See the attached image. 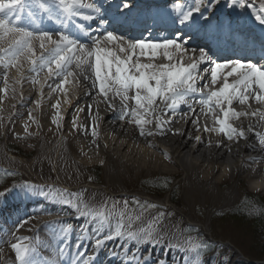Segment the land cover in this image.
I'll return each instance as SVG.
<instances>
[{"label": "snow or ice", "instance_id": "6c2138e0", "mask_svg": "<svg viewBox=\"0 0 264 264\" xmlns=\"http://www.w3.org/2000/svg\"><path fill=\"white\" fill-rule=\"evenodd\" d=\"M221 4L240 11L253 8V0H193L191 5L174 2L173 10L178 12V18L174 22L185 28L197 25L199 20H204L207 24L210 21L208 13ZM131 7L130 0H120L117 10L123 13L124 10L130 11ZM202 7L204 11H201ZM105 13L106 9L98 0H0V65L5 69L3 80L5 94L8 92L7 72L12 68L19 72L23 57L28 60L31 65L30 71L37 77L46 70L49 77L59 79L53 91L66 92L64 86L71 82L69 78L76 82L90 81L91 87L96 89V94L105 103L106 108L117 113L119 121L125 122L122 125L125 131L128 130L126 126H131V130L138 137L147 139L166 136L168 133L186 135L180 129L170 127L172 116L168 114L175 115L182 106H187L189 112L194 113L196 109L190 101L198 97L196 102L201 106L200 111L205 116L211 115L214 125H217L211 128L205 125L204 131L218 136L223 135L229 142L226 144L223 140H217L214 145L216 148L224 147L231 152L232 144L238 145L244 140L250 151L264 153V111L258 108L251 112H238L233 107L234 102L251 107L250 100L264 105V66L242 60L219 62L213 59L206 48H200L198 58L193 59L187 54L189 52L194 54L197 49L186 47L187 40L183 39L185 35L183 31L177 32L171 38L164 37L159 40L129 39L123 35L117 36L107 29H104L101 35L95 36L85 23H75L79 18L89 23L99 20L101 25L106 24L108 21ZM23 15H27L33 23L37 19L47 18L55 21L60 27L55 31L25 27L22 23ZM255 18L264 25V0H261ZM69 25L76 29L75 33L68 27ZM34 40L40 42L39 46L43 50L39 56H36L33 47ZM105 42L115 47H107ZM49 44L52 45L51 48L48 47ZM160 56L166 59L167 63L142 62V58L154 61ZM186 57L192 61L187 65L184 63ZM202 64L208 68L211 84L215 85L221 78L223 79L219 88L208 93L202 92V88L207 87V84L198 86V81L205 79L199 74L205 71L201 68ZM224 69L230 70L225 73ZM233 76H237L238 79L230 83L229 77ZM32 83H39V80L34 79ZM117 99L120 101L119 108L116 105ZM59 106V101L53 105L57 109L53 117V123L57 128L60 127ZM86 107L90 123L87 126L82 125L78 122V117H74L72 126L77 131H83L85 135L90 133L91 145L95 146L94 149L90 146V151L98 155L102 118L98 104L93 102ZM76 111L83 112L85 108L77 107ZM29 117L34 119L31 113ZM241 117L253 119L256 123H249L247 127L234 126L231 123L233 120H240ZM192 123L198 125L199 116L195 117ZM27 127L26 124V131ZM257 128L261 130L257 131ZM249 133L253 134L252 142H249ZM192 138L197 144L213 147L211 139L204 141L200 135ZM155 146L151 143L146 144V147ZM164 155L171 159L167 151ZM249 160L252 163L258 162L257 157L250 156ZM100 163L103 164L104 161L101 160ZM164 184H167L166 180ZM20 187L27 194L39 192L72 207L77 214L76 218L83 219L88 225L87 228L80 226L83 237L81 243L91 240L94 244V253L97 249L106 247L109 241L123 240L125 244L131 241L135 251L127 249L126 259L122 264H167L164 259L153 262V254L149 251V248L161 246L183 253L182 264H203L208 253L218 257L220 255V245L216 242L200 236L193 239L175 225L174 232L166 231L164 221L168 214L164 211H157L145 222V214L159 208L155 203L136 199L133 208V202L128 200H105L100 202L98 207H94L85 196L86 190L70 193L67 189H54L44 193L43 189H38L32 184L25 183ZM8 191L10 189L0 191V197H5ZM27 222L21 221L20 226ZM51 223L63 224L62 238L65 247H68L67 235L74 231L73 226L62 221ZM24 239L29 242L24 243L17 238V242L10 245L15 252L17 264H37L34 259L36 248L31 243L32 238ZM63 252L64 248H59L58 256ZM94 260V255L85 257L84 252L78 251L70 264H94ZM52 264H59V261Z\"/></svg>", "mask_w": 264, "mask_h": 264}, {"label": "rangeland", "instance_id": "374dc122", "mask_svg": "<svg viewBox=\"0 0 264 264\" xmlns=\"http://www.w3.org/2000/svg\"><path fill=\"white\" fill-rule=\"evenodd\" d=\"M254 1L257 2L261 0ZM147 60L148 59H145L144 63H148L149 60ZM161 61H163L162 64L165 63V60L160 59L159 62L161 63ZM69 80L71 83L76 84V81H72V78H69ZM19 90H22L21 87ZM249 104L252 106L250 101ZM29 105L31 108L36 107L35 104L32 103ZM258 130L259 129H257V131ZM67 134L68 132L63 133V131H61L59 136H57V142L55 141L49 144V148L56 146L54 154H50V152H48L46 158H49L45 159L41 157L40 160L37 159L36 161L38 164H32L30 161H33V159L36 160L37 158V142L32 143V141H34L32 139L26 140L17 138L12 134H10V138H8L6 136L5 128L1 125L0 148L4 149L5 152H3L8 159L0 163V191L11 188L17 179H22L20 185H24L25 183L31 184V180L37 179L57 185L54 186L55 188H48L47 191H49V189H67L70 193H76L81 190H86L85 196L89 199L90 205L94 207H98L99 203L105 200H128L133 202V208H135L134 200L136 199H139L141 202L147 201L149 203H155L159 205V208L146 213L144 217L145 222L149 220L151 216L155 215L157 211H164L168 214L167 219L164 221L166 231L171 230L174 232L175 228L173 226L175 225L180 229H183L185 231V235H190L193 239L200 236L219 244L220 255L219 257L215 256V259L221 258L222 256L225 257L226 254H229L233 256V259H239L238 261L241 260L243 263L249 264L250 259L264 258V236L259 234V225H257L256 222V217H261V208L255 205V208L253 207L252 210H249L247 205H245L247 195L250 200H258L259 198L264 199V187L262 186L263 188L261 190L258 188L255 189V187L251 186L252 179L242 175V177H228L229 179L226 178L224 183L220 185L215 181L206 183L204 179L200 178V173L196 168L193 167V169H188L183 166L182 169L185 170H183V173L159 170L154 171L153 173L136 174L137 176L135 175L132 179L125 173L127 172L125 159L136 162L139 157L135 156L134 153L128 150V148L123 149L125 145L124 143L118 142L116 139H112L109 143L114 142V144L110 145L109 143L106 144V140L102 138L104 148L107 151V153H105V157L101 159L104 161L103 164L100 163L101 160H93L91 156L87 157V155H84L82 150V152L79 151L81 148L77 143V150L72 151L70 149L69 151H71V155H65L62 158L61 155L65 154L62 153L61 150L64 145L62 139ZM73 134H75L73 141L76 142L75 140L79 138L78 133ZM101 135H103L102 137H106L107 132H103ZM196 135L197 134L195 133V136ZM221 137L223 140H226L223 135H221ZM28 143L32 144L29 145ZM105 145L107 146L105 147ZM132 146L136 149L139 148L138 142L136 141H132ZM161 147L162 149L164 148L163 150L168 149V146L165 144H162ZM12 149L17 150L18 153L16 154L11 152L10 150ZM146 149L150 152L158 153V151H155L152 147H146ZM49 154L50 156H48ZM0 155L4 158L3 154ZM10 157L14 159H11ZM89 157H91V159H89ZM86 158H88V160ZM13 160H15L16 163L13 162ZM192 160L193 161L191 162H193V164L199 162L203 164V167L212 166V164H214L211 161H204L202 163V158L199 157H193ZM8 161H12L13 163L10 164ZM241 161L236 164H239ZM17 162L22 165L18 166ZM175 165L176 168L181 167L177 162H175ZM216 166L217 169L221 168L216 171L217 175L221 174V170H224L228 174L232 173L230 166L223 161L217 162ZM69 174L72 175L70 176ZM63 177L65 180L61 179ZM70 177H72V179ZM90 177L91 179H89ZM98 179L99 182H97ZM127 180L129 181V186H126L125 184ZM165 180L167 183L169 181H173L174 183L173 186L170 187V190L173 188L171 194L168 191L164 192L167 187V184H164ZM64 181H66L67 184ZM58 186H63V188ZM227 191L228 193H226ZM169 194L174 201H171ZM229 194L231 197L227 198V195ZM84 223L85 221L82 220L76 222V225L80 228V226ZM32 224L33 222L28 224L30 227L21 229L20 232L17 231L11 236H8L7 242L9 243L4 246L5 248L9 244L7 247L8 249L1 250L0 264H17L15 260V252L10 246L12 243L17 242V238H20L22 241L24 237L26 238L28 236L27 238H32L31 243L36 249L41 246L42 240L46 239L44 231L42 232ZM24 240V243L29 242L28 240ZM121 242H123V246L126 248H130V246H132L131 241H129L126 245L124 241L121 240ZM157 248L160 251L164 250L162 252L163 254L168 251L178 253L175 249L168 250L163 246ZM47 256L48 259L51 260L49 257L50 254ZM212 256V253H208L203 261H207V259ZM38 258L39 256H37V259ZM42 258L44 259V257ZM48 259H45L44 262H48ZM235 263L236 260L233 264Z\"/></svg>", "mask_w": 264, "mask_h": 264}, {"label": "bare ground", "instance_id": "6f19581e", "mask_svg": "<svg viewBox=\"0 0 264 264\" xmlns=\"http://www.w3.org/2000/svg\"><path fill=\"white\" fill-rule=\"evenodd\" d=\"M99 1H103V0H98V2ZM163 2H164L163 4H165L164 6H167V4L169 3V0H163ZM119 3H120V0H117V4ZM172 11L175 12L174 10ZM107 15L108 13H105V17ZM96 21L91 22V23L82 21V23H85V25L91 30L92 34L101 35L104 29L108 30V26L97 24ZM22 23H23V26L25 27H29L33 29L40 28L43 30H48L44 27L45 19L43 20L37 19L33 23L28 19L27 15H23ZM118 36H121V35H118ZM185 38L186 37H183V39ZM39 44L40 42L38 40L33 41V47L35 49L36 56H39L41 52L43 51L40 48ZM105 46L115 47L114 45L109 44L107 42H105ZM48 47L51 48L52 45L49 44ZM186 47L189 49H197L196 45H194L191 42H187ZM187 55L192 56L193 59H196L199 56L197 51L194 54L189 52ZM145 59L146 58H142V62H144ZM160 59L165 60L164 62L167 63V60L164 59L162 56L157 57L154 61H148V60L147 61L148 63L154 62L157 64H162L163 61H161L160 63L159 62ZM191 62L192 61L187 59V57L184 60L185 65ZM21 65H22V68L19 72L17 71L16 68H12L10 71L7 72L8 92L6 94L3 91V89L5 88V84L3 83L4 76H5V69L3 68L2 65H0V121H1L0 124L5 128L6 136L8 138H10V134H12L15 137H19L22 139H26V140L32 139L34 140L32 141V143L37 142L38 144L37 156L35 155L37 158L36 160L33 159V161H30L32 162V164H35V163L38 164V162L36 161L37 159L40 160L41 157L45 159L49 158V157L46 158L48 152H50V154L55 153L54 149H56V146H54L53 148L52 147L49 148V144L55 141L57 142L58 140L57 136H59V133L63 131V133L68 132V134L65 135L64 138L62 139L64 142V145L61 150H62V153H65L61 155L62 158L65 155L67 156L71 155V151H69L70 149L72 151L77 150L78 147L76 145L78 144L81 148L79 149V151L82 150L83 153H87V157L91 156L93 160L98 161V160L103 159L105 157V153H107V151L104 148V145H103L104 142L102 138L106 140V144L109 143V141H111L112 139H116V141L124 143L125 145L123 149L128 148V150L134 153L135 156L139 157L136 162H132L130 160L125 159L126 165L125 164L124 165L126 166V170L128 172V173L127 172L125 173L128 174V177L132 179L136 174L139 175L140 173H153L154 171H159V170H167V171H171L175 173H183V170H184L182 169V166H183L188 169H193V167L196 168L197 171L200 173V178L204 179L206 183L215 181V182H218V184L220 185L224 183L225 179L228 177L235 178V177H242V175H244V176H247V178L252 179L251 186L255 187V189L258 188L259 190H261L264 187V158H262L264 157V153H261L259 151H250L249 148L245 146L246 142L244 140H241L238 145L232 144L231 152H228L224 147H221L219 149L216 148L214 146L216 141L223 140V138L221 137V135L218 136L215 133H208L204 131L205 125H207L210 128L214 127L215 125H214V121L211 115L205 116L200 111L201 106L198 102H196L197 101L196 97L192 98V100L190 101L193 104V107L196 109L194 113L189 112L187 106H182L181 110H178L175 113V115H173L172 113L168 114L172 116V124L170 125V127L172 129L178 128L181 131L185 132L186 135L181 136V135H172L171 133H168L166 136H155V137H148L147 139H145L143 137H138V135L134 131L131 130V126H126L128 130L125 131V128L122 127V125H124L125 122L119 121L117 119V113L109 111L106 108L105 103L96 94V89L91 87L90 81L80 80L79 82H76V84L70 82L69 84L64 86L66 89V92L53 91V88L55 87V84L59 82V79H54L52 77H49L46 70L44 72H41L39 77H37L34 72L30 71L31 65L28 62V60L23 57L21 58ZM201 68L205 69L207 68V66L202 64ZM34 79L39 80V83H35V84L32 83V80ZM207 80H208V74L205 76L204 80L198 83V86L203 85V83L207 82ZM20 87L22 90H19ZM89 93H92V95H89ZM57 101L60 102V106H59L60 127L59 128H57V125L53 123V117L57 113V109L53 107V105H55ZM93 102L98 104L99 110H100V116L102 118L101 123H100V133L102 134L103 132H107L106 137H102L103 135H100V138L98 141V143L100 144L98 155H96L94 151H90V146L93 149L95 147L94 145H91L92 137L90 133L88 135H85L83 131H77V129L73 128L72 122H71L74 117H78V122L82 125L87 126L90 123V120L87 115L86 106ZM31 103L35 104L36 107L31 108L29 105ZM250 103L252 104L251 107H249L248 105H241L239 103L234 102L233 107H235L236 111L238 112H243V111L251 112L258 108L264 111V105L257 104L255 101H252V100H250ZM116 105H117V108H119L120 106L119 99L116 100ZM77 107L85 108V111L77 112L76 111ZM29 113H31V117L34 119H30ZM217 115H219V113H217ZM197 116H199V123L198 125H194L192 123V120L195 119V117ZM233 121L232 123L234 124V126L243 125L245 127H247L249 123H256L255 120L250 119V118H245V117H241L240 120H233ZM26 124L28 125L27 131L25 130ZM197 127H199V131H197ZM257 129L261 130L260 128H257ZM69 132H73L76 134L78 133L79 138L75 140L76 142L73 141V137L75 134L69 133ZM29 133H31V135H29ZM195 133L197 135H200L202 140L204 141L211 139L213 142V147L209 148L205 144H197V142L192 138L195 136ZM252 140H253V134L249 133V142H252ZM132 141L138 142L139 148L137 149L134 148L135 145L134 147L132 146ZM223 141L226 144L229 143L226 140H223ZM148 143L156 145L155 147H152V148H154L155 151H158V153L148 151L146 149V144ZM28 144L31 145L30 143ZM109 144L112 145L114 144V142H111ZM162 144L167 145L169 150L168 149L163 150L164 148L162 149L161 147ZM3 151L4 149L0 148V154H3L4 156V158H2V155H0V163L8 159L6 158V155L4 153L5 151L4 152ZM165 151L169 153L171 159L167 158L164 155ZM50 154L48 156H50ZM250 156L257 157L258 162L252 163L249 160ZM193 157L202 158V163L204 161H211L214 164L211 163L212 166H206V167H203V164L199 162L196 164H193V162H191L193 161L192 160ZM10 158L14 159L12 157ZM86 159L88 160V158ZM220 161H223L224 163H227L228 166H230L232 170V173H231L232 175L226 173L224 170H221V174H218V175L216 174V171L221 169V168L217 169V166H216V163ZM239 161L241 162L239 164H236ZM13 162L16 163L15 160H13ZM13 162L11 161L10 164ZM175 162H177L181 167L176 168ZM242 163H243V166H242ZM17 165L21 166L22 164H19L17 162ZM112 177H113V174H112ZM70 178L72 179V177ZM61 179L65 180L64 177ZM129 181L127 180L126 181L127 183L125 182L126 186H129L128 184ZM64 182L67 184L66 181ZM49 186L51 188L54 187L53 184L51 183ZM226 193H228V191ZM229 197H231L230 194L227 195V198ZM49 223L51 222L50 221L44 222V224H49ZM124 250H126V248ZM153 251L154 249H152L151 251L153 256L155 258H159V256L155 255ZM0 257H1V254H0ZM170 259H172V257L169 255L167 260H170ZM208 264H212V262Z\"/></svg>", "mask_w": 264, "mask_h": 264}, {"label": "trees", "instance_id": "16d2710c", "mask_svg": "<svg viewBox=\"0 0 264 264\" xmlns=\"http://www.w3.org/2000/svg\"><path fill=\"white\" fill-rule=\"evenodd\" d=\"M171 184H172V181H169L167 183V187L164 190V192H166L170 189ZM162 191H163V189H162ZM246 200H247V202L245 201V205H247V208L249 210H252L253 207L255 208V205H257L259 208H261V210H260L262 213L261 217L260 218L256 217L257 218L256 222H257V225H259V234L264 236V202H262V201H264V199L259 198L258 200H256V199L250 200L248 195H247Z\"/></svg>", "mask_w": 264, "mask_h": 264}]
</instances>
